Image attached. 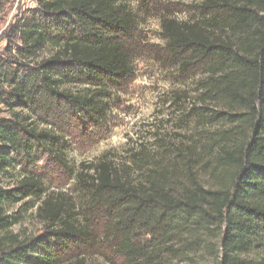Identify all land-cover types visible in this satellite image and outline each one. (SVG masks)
<instances>
[{"label":"trees","instance_id":"obj_1","mask_svg":"<svg viewBox=\"0 0 264 264\" xmlns=\"http://www.w3.org/2000/svg\"><path fill=\"white\" fill-rule=\"evenodd\" d=\"M128 1L35 0L8 26L0 264H88L96 249L115 264H264V0H200L190 17H160L167 57L201 75L186 117L212 131L159 145L166 160L142 146L130 163L68 165L65 125L102 126L109 89L132 74ZM50 159L70 172L71 200L48 192ZM34 205L36 233L22 224Z\"/></svg>","mask_w":264,"mask_h":264},{"label":"rangeland","instance_id":"obj_2","mask_svg":"<svg viewBox=\"0 0 264 264\" xmlns=\"http://www.w3.org/2000/svg\"><path fill=\"white\" fill-rule=\"evenodd\" d=\"M199 2L158 0V3H151L145 0L141 6V2L138 5L134 0L128 1L133 11H137V26L129 41L132 46V74L119 90L109 89L102 126L87 131L89 135H83L78 127L71 131V125H65L63 146L70 167L77 169L81 162H95L103 156L116 164L130 163L129 158L142 146L156 149L158 158L162 156L166 160L168 153H164L163 147L170 143H186L189 138L200 136L203 130L212 131V127L197 124L194 117H186L187 108L197 96L196 83L201 75L196 70L181 73V68L167 57L165 42L161 37L162 15L185 19L193 15V6ZM34 3L35 0L2 1L0 52L7 42L5 36L8 26L18 15L33 7ZM43 163L46 161L40 164ZM47 163V170H51L46 179L48 192L62 194L71 200L70 172L54 160L50 159ZM206 177L200 180L207 184ZM26 208L22 224L28 231L36 233L42 225L35 216V205ZM85 259L88 264H115L101 255V249L88 253Z\"/></svg>","mask_w":264,"mask_h":264}]
</instances>
